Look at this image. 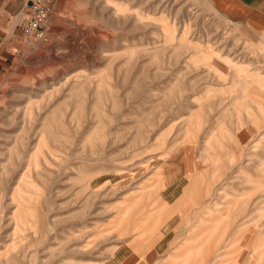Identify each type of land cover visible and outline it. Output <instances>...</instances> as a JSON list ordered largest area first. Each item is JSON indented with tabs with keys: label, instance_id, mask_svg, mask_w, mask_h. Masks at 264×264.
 Instances as JSON below:
<instances>
[{
	"label": "rangeland",
	"instance_id": "obj_1",
	"mask_svg": "<svg viewBox=\"0 0 264 264\" xmlns=\"http://www.w3.org/2000/svg\"><path fill=\"white\" fill-rule=\"evenodd\" d=\"M45 1L0 0V264H264V30Z\"/></svg>",
	"mask_w": 264,
	"mask_h": 264
},
{
	"label": "crops",
	"instance_id": "obj_2",
	"mask_svg": "<svg viewBox=\"0 0 264 264\" xmlns=\"http://www.w3.org/2000/svg\"><path fill=\"white\" fill-rule=\"evenodd\" d=\"M215 2L224 13L228 14L236 21L253 29L264 30V0H215ZM189 157V166H186L185 158H183V160L181 159L179 170L176 172L177 175H175V172H172L173 169L166 174V187L175 186L177 189V187L180 186L182 178L186 176L183 170L190 167L193 161L191 160V154H189ZM174 192L175 191L171 190V195H173ZM154 250L157 251L156 248ZM155 255L156 253L154 251L153 258L149 260L150 262L156 260ZM129 257L122 258L118 264H124V262H128L129 264ZM257 263H260V261L257 260Z\"/></svg>",
	"mask_w": 264,
	"mask_h": 264
},
{
	"label": "built area",
	"instance_id": "obj_3",
	"mask_svg": "<svg viewBox=\"0 0 264 264\" xmlns=\"http://www.w3.org/2000/svg\"><path fill=\"white\" fill-rule=\"evenodd\" d=\"M34 4L33 13L35 16L30 23L31 30H36L40 25V21L49 13V5L45 0H34Z\"/></svg>",
	"mask_w": 264,
	"mask_h": 264
}]
</instances>
